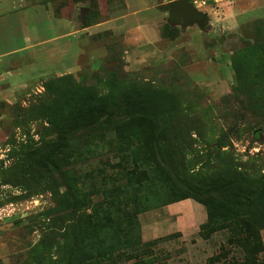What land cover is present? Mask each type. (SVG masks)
<instances>
[{"label":"rangeland","instance_id":"1","mask_svg":"<svg viewBox=\"0 0 264 264\" xmlns=\"http://www.w3.org/2000/svg\"><path fill=\"white\" fill-rule=\"evenodd\" d=\"M170 1L0 0V264H264V0Z\"/></svg>","mask_w":264,"mask_h":264},{"label":"trees","instance_id":"2","mask_svg":"<svg viewBox=\"0 0 264 264\" xmlns=\"http://www.w3.org/2000/svg\"><path fill=\"white\" fill-rule=\"evenodd\" d=\"M116 101H117V97L111 92H109L108 94H104L102 96H99V97L95 96L94 100H91V102H88L86 104L88 107V110L84 111V112H80L81 110H79L78 113L93 116L95 118L94 120L97 121V120H99L97 118L98 116H102V115L103 116H110V115H113L115 113H118V109L115 110V107L117 106ZM129 107H130V109H136V108L139 109L140 108V107L138 108L137 104L131 105ZM97 113H99V114H97ZM104 122H107V121H104ZM99 123L101 124L100 121H99ZM126 125H129V124H126L125 122H119L114 126L117 129V131H122ZM208 207L209 206L207 205L206 206V208H207V222H209L210 216H211V212L209 211ZM131 213H133V212H129L128 214H131ZM137 213H139L138 210H137ZM132 218H133V216H132Z\"/></svg>","mask_w":264,"mask_h":264},{"label":"water","instance_id":"3","mask_svg":"<svg viewBox=\"0 0 264 264\" xmlns=\"http://www.w3.org/2000/svg\"><path fill=\"white\" fill-rule=\"evenodd\" d=\"M168 6L172 23H180L182 27L190 22H195L201 27L205 26L206 15L196 8L190 0H171Z\"/></svg>","mask_w":264,"mask_h":264},{"label":"crops","instance_id":"4","mask_svg":"<svg viewBox=\"0 0 264 264\" xmlns=\"http://www.w3.org/2000/svg\"><path fill=\"white\" fill-rule=\"evenodd\" d=\"M199 10H200V9H199ZM187 205L190 206V205H191L190 202L186 203V204H185V207H187ZM192 206H193V205H192ZM169 207H173V206H169ZM206 212H207V211H206ZM194 219H195V218H194Z\"/></svg>","mask_w":264,"mask_h":264}]
</instances>
